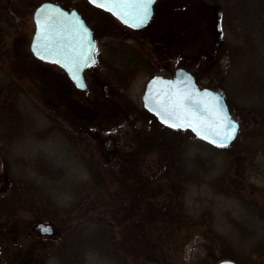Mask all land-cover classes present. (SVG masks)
<instances>
[{"label":"rangeland","instance_id":"rangeland-1","mask_svg":"<svg viewBox=\"0 0 264 264\" xmlns=\"http://www.w3.org/2000/svg\"><path fill=\"white\" fill-rule=\"evenodd\" d=\"M45 1L108 29L87 90L31 52ZM151 24L155 39L88 0H0V254L10 235L35 264H64V244L83 235L97 244L88 242L83 264H218L230 259L227 244L264 264V0H158ZM155 66L186 68L201 87L223 90L241 120L237 139L216 148L160 124L142 100ZM121 162L130 173L113 182L105 165ZM95 178L110 187L89 197ZM39 223L54 232L42 235Z\"/></svg>","mask_w":264,"mask_h":264},{"label":"water","instance_id":"water-1","mask_svg":"<svg viewBox=\"0 0 264 264\" xmlns=\"http://www.w3.org/2000/svg\"><path fill=\"white\" fill-rule=\"evenodd\" d=\"M92 5L101 8L109 13H111L114 17H116L122 24L129 26L133 29H141L145 27L153 16L154 4L157 0H154V3L150 6V14L149 19H147L143 24H139V21H136V27H133L132 24H126L119 16H117L113 11L109 9L112 7L110 0H99V3L94 4L92 0H88ZM100 4H105L107 7H101ZM46 17H51L56 21L63 22V31L60 35H56L55 32L51 33L50 39L51 42L55 46H60L61 44L67 47L70 43H75L77 45H81L84 50V55L88 57L87 63L83 60L80 61L79 69L77 70L73 67L72 71H69L68 68H65L63 64L56 63V60L61 59L59 56H55L52 59L45 60L40 56L36 55V51L43 52L44 44L46 41V36L43 32L40 31L39 26L37 24V19L40 21H44ZM34 21L36 24V31L33 36L32 42L30 44V49L35 58L40 61L56 64L61 66L65 72L68 74L69 78L73 81L75 86L80 90L87 89V83L84 78V72L87 68L94 65L96 63V48L97 42L95 41L92 31L90 27L87 25L85 20L82 18L80 13L77 10H65L60 5H56L50 2L43 3L40 5L34 12ZM61 24L57 23L56 28H60ZM78 30V31H74ZM39 33V36H38ZM35 49V50H34ZM75 77V78H74ZM170 91H180V92H189L195 95L197 100L203 101L208 106H215L219 111H222L224 115H226L230 120L236 121L238 127L235 134L228 141V143L224 146H220L218 144H213L208 140H204L196 130L188 125H185L181 128H173L170 124H165L161 116L157 114V110L159 108V104L163 101L165 94ZM144 108L151 114H153L157 120L163 125L177 129V130H190L194 133L199 139L208 142L209 144L218 147L224 148L231 145L236 138L238 137L240 128H241V120L234 118L230 106L226 101L224 91H215L210 88H200L198 83L196 82L195 77L187 71L186 69L179 68L176 70L175 76L173 78H166L163 76H154L146 85L145 92L142 97ZM162 111V109H160ZM172 122L184 123L183 120L177 121L173 118ZM38 229L42 235H51L54 232V228L51 225H47L45 223H39ZM218 264H238L234 260L231 259H223Z\"/></svg>","mask_w":264,"mask_h":264},{"label":"snow or ice","instance_id":"snow-or-ice-1","mask_svg":"<svg viewBox=\"0 0 264 264\" xmlns=\"http://www.w3.org/2000/svg\"><path fill=\"white\" fill-rule=\"evenodd\" d=\"M110 2L112 4L110 11L119 16L124 23H130L133 27H136V21L143 24L149 19L150 6L154 3V0H110ZM92 3L97 4L99 0H92ZM100 6L107 7L105 4H100ZM57 23L61 24L60 28H56ZM37 24L40 31L46 36L44 51H36L37 56L45 60L59 56L61 59L55 62L63 64L69 71H72L73 67L78 70L81 60L87 63L88 57L84 55L82 44L70 43L65 47L62 44L55 46L51 42V33L55 32L56 35H60L63 31L62 21L46 17L43 22L38 18ZM154 110H157V114L161 116L165 124H170L173 128H181L185 125L191 126L204 140L220 146L228 143L238 127L236 121L230 120L215 106L206 105L203 101L197 100L194 94L187 91H170L166 93L163 101L159 104V108ZM173 118L177 121L183 120L184 123L172 122Z\"/></svg>","mask_w":264,"mask_h":264},{"label":"trees","instance_id":"trees-1","mask_svg":"<svg viewBox=\"0 0 264 264\" xmlns=\"http://www.w3.org/2000/svg\"><path fill=\"white\" fill-rule=\"evenodd\" d=\"M227 102H228V104L230 105V108H231V104L229 103L228 99H227ZM171 130L174 131V132H186V131H181V130H173V129H171ZM112 153H115L116 154V151H112ZM168 155H170L169 158H171V160H172V156L173 155L172 154H168ZM130 161H133L134 162L133 159L129 160V162ZM129 162H127V163H129ZM105 167L108 170V177L113 182L115 180V176L116 175L117 176H121L123 174L130 173V171H127V169H126V172H125V169L124 168H126V167H125V163L124 162L118 163V166L117 167L115 166V167H111L110 168L107 164L105 165ZM135 173H136L135 175H138V172L137 171ZM128 178H131V177H128ZM107 180H109V179H103L102 178L101 181H98L95 178V183H93V184L91 183V184H89V185H87L85 187V190H84L85 195H88L89 197H91L90 196L91 193H95V191H97V190L103 189V191H105V188L110 187V185L107 184ZM104 184H107L108 187H102V188L99 187V189H97L98 188L97 187L98 185L103 186ZM13 186H14V188L12 189ZM12 187H7V191L8 190H11V189L13 190L12 199L15 198V197L16 198H20L23 195V193L21 191L23 189H21V188L19 189V188H17L16 185H13V184H12ZM9 202H10V199L8 200V204H9ZM76 203L77 204L75 205L76 206L75 209H77V210H79L80 208H82V206L84 205L83 201H81L80 199ZM7 207H8L7 204L1 206L0 212L2 210H6ZM84 219H85L84 217H81V219H80L81 222L80 223L83 224L84 222H86ZM16 227L17 228H12V232L14 234H18V236H22L23 233H24V229L22 230V229H20V227H18V226H16ZM92 233H96L97 237L100 236L98 238L99 239L98 242L101 243V239H102L101 238V236H102L101 235V232H92ZM92 233H89V235H91ZM94 240H92L91 237L88 238V237H85V236L82 235V236L77 237L75 239V241L66 242L64 244L65 246H64L63 251L62 250H61L62 252L60 251L61 257H62L61 260H64V264H83V261H82V259H83V256H82L83 255V252L86 251L87 248L91 247V244L88 243V242L93 243ZM2 241H3V245H2V248H1V251H2L1 257L3 259L6 258L8 260H13V263H19V264H35L36 263V261L33 262L35 260V258L32 257L31 254L28 253V250L25 249V246L18 247V245L17 246H12L10 244V242L12 241V239L10 238V235L6 236L5 239L2 238ZM100 243L98 245H100ZM94 245H97V244H94ZM231 247H232L231 245H228V244L225 245V248H227V250H225V257L226 258L233 259V260L237 261L240 264H247L244 261H242V259L240 258V255L237 252V250L234 249V248H231ZM228 250H230V251L228 252ZM225 257H223V258H225Z\"/></svg>","mask_w":264,"mask_h":264},{"label":"flooded vegetation","instance_id":"flooded-vegetation-1","mask_svg":"<svg viewBox=\"0 0 264 264\" xmlns=\"http://www.w3.org/2000/svg\"><path fill=\"white\" fill-rule=\"evenodd\" d=\"M49 2V1H48ZM43 3H46V1L45 2H43ZM43 3H41V4H39V5H42ZM50 3H54V4H59V3H57V2H50ZM157 3V2H156ZM7 5H12V3L10 2V1H8V3H7ZM62 7L63 8H65V9H67V10H73L74 8H67L66 6H64V5H62ZM95 7V6H94ZM155 7H156V4L154 5V9H153V16H152V19L150 20V22L145 26V27H143V28H141V29H138V30H136V29H132V28H130V27H128V26H126V25H124L125 27H127V28H129V29H131V30H133V31H136V32H138V31H146V33H147V35L149 36V35H151V37H150V39H155V38H157V37H154V35L153 34H151L150 33V31H151V29L149 28L152 24V22H153V20H154V16H155ZM96 9H99V10H102V9H100V8H97V7H95ZM10 10V9H9ZM103 12H106V13H109V12H107V11H104V10H102ZM80 13V12H79ZM81 14V13H80ZM109 14H111V13H109ZM82 15V14H81ZM82 17H83V15H82ZM221 17H222V15H221V11L218 13V21L220 22L221 21ZM84 18V17H83ZM85 20V19H84ZM85 22L87 23V25L90 27V29H91V31H92V34H93V37H94V39L96 40V42H97V48H96V52H95V56H96V63H97V55H98V50H99V43H98V39H100V37H104L105 35H106V33L108 34V29H107V27L106 28H104V24H101V23H98L97 25H90V24H88V22L85 20ZM147 29V30H146ZM100 32H102V35H100L99 33ZM105 34V35H104ZM221 34H222V25H221V22H220V25H219V28H218V37H220L221 36ZM96 37H97V39H96ZM150 41H152V40H150ZM161 44H162V49H163V51L165 52L164 53V55H162V60L164 61V63H166V65H168L169 64V59H171L170 57H172V62H173V56H171L172 55V50H170V45H169V42L168 43H166V44H164V42L161 40V42H160ZM146 58V57H145ZM146 59H148V58H146ZM95 63V64H96ZM94 64V65H95ZM58 66V65H57ZM58 67H60L61 68V70H63L64 71V69L61 67V66H58ZM92 67V66H91ZM91 67H89V68H87L86 70H85V72H84V78H85V80H86V77H85V73H86V71H88V70H90V68ZM179 68H182V67H178V68H173L172 69V71L171 72H169V73H167V72H165V71H163L162 69V67H158V66H155V69H156V71L153 73V75L150 77V79H152L154 76H163V77H166V78H173L174 76H175V73H176V70L177 69H179ZM184 69H186V68H184ZM165 70V69H164ZM186 70H188V69H186ZM65 72V71H64ZM120 72V71H119ZM189 72H191V71H189ZM192 73V72H191ZM65 74H66V76H67V78H68V80L71 82V84L73 85V86H75V84L73 83V81L69 78V76H68V74L65 72ZM193 74V76L195 77V79H196V82L198 83V79H197V76L194 74V73H192ZM149 79V80H150ZM86 83H87V80H86ZM148 83V82H147ZM198 85H199V83H198ZM200 86V85H199ZM76 87V86H75ZM201 87V86H200ZM77 88V87H76ZM87 88H88V83H87ZM201 88H204V87H201ZM211 89V88H210ZM87 90V89H86ZM215 90V89H214ZM220 91L221 89H217L216 91ZM189 133H190V131H188ZM115 149H117V150H119V148H116L115 147ZM120 151V150H119ZM0 256H1V254H0Z\"/></svg>","mask_w":264,"mask_h":264}]
</instances>
